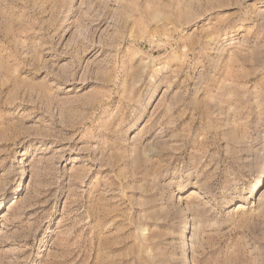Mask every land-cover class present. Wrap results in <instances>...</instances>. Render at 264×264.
I'll return each instance as SVG.
<instances>
[{
	"label": "rangeland",
	"instance_id": "obj_1",
	"mask_svg": "<svg viewBox=\"0 0 264 264\" xmlns=\"http://www.w3.org/2000/svg\"><path fill=\"white\" fill-rule=\"evenodd\" d=\"M0 264H264V0H0Z\"/></svg>",
	"mask_w": 264,
	"mask_h": 264
},
{
	"label": "bare ground",
	"instance_id": "obj_2",
	"mask_svg": "<svg viewBox=\"0 0 264 264\" xmlns=\"http://www.w3.org/2000/svg\"><path fill=\"white\" fill-rule=\"evenodd\" d=\"M258 181H259V180H258ZM258 181H257V182H258ZM254 186H256V184H255Z\"/></svg>",
	"mask_w": 264,
	"mask_h": 264
}]
</instances>
